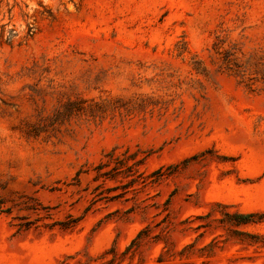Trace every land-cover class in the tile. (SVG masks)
Instances as JSON below:
<instances>
[{"label":"rangeland","instance_id":"1","mask_svg":"<svg viewBox=\"0 0 264 264\" xmlns=\"http://www.w3.org/2000/svg\"><path fill=\"white\" fill-rule=\"evenodd\" d=\"M0 264H264V0H0Z\"/></svg>","mask_w":264,"mask_h":264},{"label":"trees","instance_id":"2","mask_svg":"<svg viewBox=\"0 0 264 264\" xmlns=\"http://www.w3.org/2000/svg\"><path fill=\"white\" fill-rule=\"evenodd\" d=\"M231 216L233 217L234 221L237 224H244V223L256 221L255 213L235 212L231 214ZM142 233L143 230H141L139 234L133 239L131 245L134 244L141 237Z\"/></svg>","mask_w":264,"mask_h":264}]
</instances>
